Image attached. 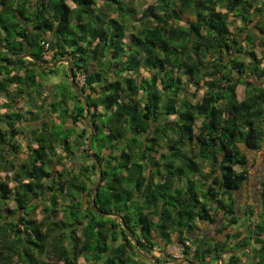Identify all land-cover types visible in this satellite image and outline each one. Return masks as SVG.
I'll list each match as a JSON object with an SVG mask.
<instances>
[{"label":"trees","instance_id":"1","mask_svg":"<svg viewBox=\"0 0 264 264\" xmlns=\"http://www.w3.org/2000/svg\"><path fill=\"white\" fill-rule=\"evenodd\" d=\"M135 1L0 0V264H178L176 244L188 264H264V182L246 221L235 199L264 145V0H156L140 18ZM25 102L56 120L26 126Z\"/></svg>","mask_w":264,"mask_h":264},{"label":"rangeland","instance_id":"2","mask_svg":"<svg viewBox=\"0 0 264 264\" xmlns=\"http://www.w3.org/2000/svg\"><path fill=\"white\" fill-rule=\"evenodd\" d=\"M129 0H124V2L128 3ZM71 6H73L72 2H69ZM100 3V2H99ZM156 4V0H136L133 3H129V6H131L133 9H135L136 11V16L137 18L141 17L142 11L147 9L149 6L155 5ZM232 20V19H231ZM239 25V23H238ZM136 28H139L138 26V22L136 21ZM128 40V38L126 39ZM256 52L261 55L262 50L260 48L256 49ZM52 60V59H51ZM51 62V61H48ZM58 64L53 68L51 66H53L54 64H49V66L53 69H55L56 71V75L54 74V76L59 75L58 79L56 80H51V81H42L43 84H45L46 88H53L54 83L55 85V89L57 90V92L60 91L59 88V84L58 82H60L61 80H65L64 78V73L65 71V66L66 63L63 62H57ZM63 66V67H62ZM68 70V68H67ZM51 79V78H49ZM48 79V80H49ZM251 82H254L255 84H258L259 82L255 79V78H250L249 79ZM77 82L80 86H82L85 83V76L84 75H79V77L77 78ZM53 84V85H52ZM14 88H12L10 90V95L13 93ZM55 94H57L55 92ZM203 94V90L199 91L198 95H202ZM238 97L240 100H243L245 97V87L244 86H239L238 88ZM25 99L27 100V97H25ZM82 99V98H81ZM6 102V97L4 95H0V107ZM29 103L25 102L23 109L21 110V112L23 114H25V121H27V119H30L29 121H27L28 123H25L26 126H28V124H32L34 127H39L40 125H42L44 123L46 124H50L51 123V119L52 120H56V115L49 113L48 116L46 115H36L37 110L36 109H32L34 111L35 115H29L27 112V110L29 109ZM0 112H2L0 110ZM6 125L4 123H0V127L1 128H6ZM20 130H22V125L18 124L17 126ZM26 134L24 132L23 135L17 137L16 142H18L19 145L22 146V153L19 154L18 156H16V161L23 163L24 161H26V159L28 158V153H27V138H26ZM59 156H63L64 152L61 150L60 147H58L57 149ZM246 154L249 157V164L247 169H249V180L248 183L242 187V189L237 192L235 194V199H236V208H237V213L238 215H240L242 217L243 220H247L245 217V211L248 205H250L256 212H259L260 210V205H261V190H262V182H264V145H263V150L262 151H249V150H245ZM79 157H77V159H75L73 162L71 160H65L63 159L62 162L60 163L57 158H53V162H52V170L61 174H67L68 172L72 171H78L80 169L81 166H83L84 162L80 161V159H78ZM15 171L9 173V176H13ZM73 173V172H72ZM7 173L1 172L0 173V181L5 182L9 185L10 188L14 187V183L12 181H10L7 178ZM8 207L9 208H13L15 207L14 203L12 201H9L8 203ZM63 204V201L60 203ZM62 217V215L60 216ZM38 218L41 219L42 218V214L41 212L38 215ZM222 223V222H221ZM220 223V224H221ZM200 226V231H198L195 235L194 238L197 240H204L206 239L208 242H213L214 239H217L218 242H221L222 239L224 238V235H220L217 233V225H211V224H206V223H199ZM232 231L231 229L228 230L227 232ZM208 239H210L211 241H209ZM183 247L181 245H173L170 246L167 249V254L170 255L173 259L178 260V264H188L186 262V260L183 259V251H182ZM195 250V247H192V251ZM152 256L155 257H161L162 253L161 251H159V248H155ZM151 255H148L149 258H152ZM226 255H223V257H225ZM182 259V260H181ZM80 264H86L84 260L80 261Z\"/></svg>","mask_w":264,"mask_h":264},{"label":"water","instance_id":"3","mask_svg":"<svg viewBox=\"0 0 264 264\" xmlns=\"http://www.w3.org/2000/svg\"><path fill=\"white\" fill-rule=\"evenodd\" d=\"M0 48H1V46H0ZM23 57H27V55H24ZM58 63H55L53 66H51V67H55L56 65H57ZM67 65H68V68H69V74H70V78H71V80H72V87L74 88V90L76 91V93L77 94H79L80 96H81V98L83 99V100H85V104H86V109L88 110V107H87V101H86V99H85V97L83 96V95H81L80 94V91H79V89L76 87V85H75V81H74V73H73V70H72V65H71V63H69V62H67ZM88 117H89V113H87V116H86V119H88ZM92 136H91V139H90V144H89V146H88V151L90 150V146H91V143H92ZM90 152V151H89ZM98 168H99V170H100V166L98 165ZM101 176H100V178H99V181H98V184L95 186V188H94V191L92 192V196L94 195V193H95V191H96V189H97V187H98V185H99V183L101 182ZM122 223H123V225L125 226V223L122 221ZM152 261H155V259L152 257V258H150ZM248 260H249V257H248ZM187 262V261H186ZM188 263V262H187Z\"/></svg>","mask_w":264,"mask_h":264},{"label":"built area","instance_id":"4","mask_svg":"<svg viewBox=\"0 0 264 264\" xmlns=\"http://www.w3.org/2000/svg\"><path fill=\"white\" fill-rule=\"evenodd\" d=\"M44 46H45L44 60L51 61V59L53 58V52H51L49 50L50 45H49V43L44 42ZM181 246L183 247V249H182V251H183L184 246L183 245H181Z\"/></svg>","mask_w":264,"mask_h":264},{"label":"crops","instance_id":"5","mask_svg":"<svg viewBox=\"0 0 264 264\" xmlns=\"http://www.w3.org/2000/svg\"><path fill=\"white\" fill-rule=\"evenodd\" d=\"M208 240H209V241H211L210 239H208ZM222 240H223V239H222ZM213 241H214V242H218V240H217V239H214ZM211 242H212V241H211ZM212 243H213V242H212ZM218 243H220V242H218ZM223 258H225V259H226V258H227V256H225V257H223V256H222V259H223ZM247 262H248V259H247V260H246V259H244V260H243V264H247Z\"/></svg>","mask_w":264,"mask_h":264}]
</instances>
